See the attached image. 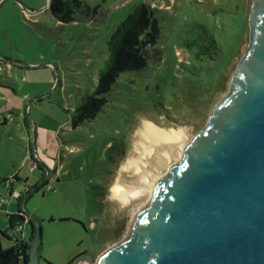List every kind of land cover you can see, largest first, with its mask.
<instances>
[{
  "label": "rangeland",
  "instance_id": "rangeland-1",
  "mask_svg": "<svg viewBox=\"0 0 264 264\" xmlns=\"http://www.w3.org/2000/svg\"><path fill=\"white\" fill-rule=\"evenodd\" d=\"M78 1L76 20L62 22L50 0H0V198H8L0 205V227L18 209V196L31 195L23 210L42 222L38 264H68L77 256L72 264H95L132 236L136 210L153 192L123 204L112 186L140 182L134 168L123 169L140 154V128L146 120L183 128V141L170 147L175 162L180 145L189 144L230 95L252 39L253 0ZM141 2L157 8L161 20L153 57L146 68L124 72L126 84L114 85L97 117L74 127V109L94 89L108 57V37ZM193 38L216 50L215 59L195 58L184 44ZM161 151L146 158L154 176L167 173L172 161Z\"/></svg>",
  "mask_w": 264,
  "mask_h": 264
},
{
  "label": "water",
  "instance_id": "water-1",
  "mask_svg": "<svg viewBox=\"0 0 264 264\" xmlns=\"http://www.w3.org/2000/svg\"><path fill=\"white\" fill-rule=\"evenodd\" d=\"M250 24L230 95L157 182L130 239L95 264H264V0H253ZM24 213L36 227L30 264H38L42 222Z\"/></svg>",
  "mask_w": 264,
  "mask_h": 264
},
{
  "label": "trees",
  "instance_id": "trees-1",
  "mask_svg": "<svg viewBox=\"0 0 264 264\" xmlns=\"http://www.w3.org/2000/svg\"><path fill=\"white\" fill-rule=\"evenodd\" d=\"M49 7L57 20L70 22L76 20L75 12L80 7V2L78 0H50ZM161 28L158 9L145 2L137 4L118 23L106 41L108 57L99 70L97 84L74 109L72 116L74 127L97 117L107 105L109 93L114 85L116 83L126 84L125 79L122 81L124 72L138 71L148 66V59L153 57L152 51L160 41ZM208 39L212 44V37H208ZM184 44L194 52L195 58L204 59L207 55L209 58L215 59L213 53H216V50L210 51L209 46L200 44L196 38L186 39ZM131 80L133 79L129 78L128 82ZM49 179L43 180L35 187L28 188L26 193H29L31 189H41L49 183ZM9 187V192L13 193L15 190L13 182ZM4 195L1 194V197ZM23 197L24 194H20L17 198L18 209L8 213V226L0 227V264H30V247L36 227L33 221L23 213L24 210L21 208ZM26 226L32 228L30 234L27 233L28 235L24 231ZM5 239L10 241L8 245H5ZM78 257L80 256L75 257L68 264H72Z\"/></svg>",
  "mask_w": 264,
  "mask_h": 264
},
{
  "label": "bare ground",
  "instance_id": "bare-ground-1",
  "mask_svg": "<svg viewBox=\"0 0 264 264\" xmlns=\"http://www.w3.org/2000/svg\"><path fill=\"white\" fill-rule=\"evenodd\" d=\"M142 128L139 130L140 142L135 145L136 151L139 154L137 157H130L127 159L126 165L123 169L134 168L135 173L140 174L139 184L123 183L121 180L116 181L112 186V195L115 199L119 200L123 204L132 203L133 200L138 199L148 192H153L158 181L162 180L164 176L170 174V168L174 164L181 163L185 155V149L187 143L180 145V152L175 162L172 160L170 147H174L176 144H180L185 136V130L183 128H170L164 129L156 126L151 120H146ZM162 149L161 153L168 159H171L169 164V171L164 175L154 176V173L146 171V158L152 156L157 150ZM148 163V162H147ZM153 200V196L149 200H145L136 210V216L141 211L148 208ZM134 226L130 233L133 235ZM130 239V238H129ZM128 240V239H127ZM82 260L79 264L84 262Z\"/></svg>",
  "mask_w": 264,
  "mask_h": 264
},
{
  "label": "built area",
  "instance_id": "built-area-1",
  "mask_svg": "<svg viewBox=\"0 0 264 264\" xmlns=\"http://www.w3.org/2000/svg\"><path fill=\"white\" fill-rule=\"evenodd\" d=\"M2 199H3V201L8 200V198L5 197V195H4V197H2ZM2 199L0 198V202H1V203H3V202H2Z\"/></svg>",
  "mask_w": 264,
  "mask_h": 264
}]
</instances>
